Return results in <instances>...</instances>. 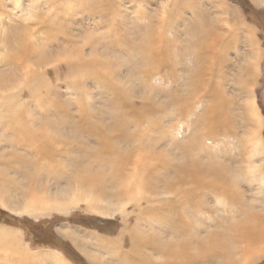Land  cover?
<instances>
[{"label":"rangeland","instance_id":"rangeland-1","mask_svg":"<svg viewBox=\"0 0 264 264\" xmlns=\"http://www.w3.org/2000/svg\"><path fill=\"white\" fill-rule=\"evenodd\" d=\"M81 2L0 0V70L6 73L0 74V158L8 157L11 141L24 138L27 131L43 129L57 139L55 151L47 156L40 151L23 156L47 160L36 171L22 161L14 162L18 173L0 165V229L20 243L19 253H0V264H56L54 258L64 264H121L130 255L150 258L151 264H221L222 257L225 264H264V0H113L112 7L94 12V3ZM227 28L224 44L216 41ZM20 43L28 51L17 48ZM208 46L217 53L209 54ZM8 55L18 61V68L6 66ZM83 61L89 67L81 66ZM32 67L37 72L35 98ZM119 92L127 103L116 105ZM213 105L220 107V117ZM79 120L89 126L71 131L70 125ZM112 121L129 123L132 139L121 142L119 149L130 160L135 153L143 158L153 153L175 164L187 158L224 171L216 182L228 187L230 196L218 191L212 196L206 191L210 187L203 188L199 201L204 209L193 220L186 217L185 223L208 245L205 231L235 236L245 224L262 222L252 248L248 251L245 240L233 239L228 256L223 248L207 246L200 253L203 249L190 245L173 254L169 248L166 257L150 249L134 251L131 237L151 223L145 220V205L155 207L171 199L162 183L176 175L162 174L169 177L153 182L151 178L163 172L160 167L143 176L125 170L122 183L131 194L127 200L112 197L117 188L113 179L119 176L109 168L101 167L102 174L94 166L87 172L74 169L79 157L84 166L100 163L96 133L102 129L112 134L107 128ZM156 157L150 161L159 163ZM26 171L36 178L21 173ZM101 176L109 180L104 196L91 182ZM148 177L150 183L143 185L140 181ZM186 208L180 207L189 211ZM156 224L151 227L163 226ZM166 238L173 242V237ZM110 246L113 251L105 252Z\"/></svg>","mask_w":264,"mask_h":264},{"label":"bare ground","instance_id":"bare-ground-1","mask_svg":"<svg viewBox=\"0 0 264 264\" xmlns=\"http://www.w3.org/2000/svg\"><path fill=\"white\" fill-rule=\"evenodd\" d=\"M112 1L113 0H106V3H105L106 5L105 4L102 5V4H98V3H100V0H82L81 4H83V2H84V4L94 3L95 8H91V12H94L96 9L98 11H100L102 9H106V7L107 8L112 7V6H110V5H112ZM91 7H93V6H91ZM54 20H55V18L53 19V21ZM200 24H202V23H200ZM200 26L202 27V25H200ZM201 27H199V28H201ZM212 27L213 26H211V28ZM201 29H203V28H201ZM206 29L208 30L209 28H206ZM224 30H227L226 34H220L219 37H216V39H215L216 41L220 40V42H222V39L224 40L226 38L225 36L228 34V28L224 29ZM229 30H231V29H229ZM214 31H216V29H214ZM16 38L17 37L14 36L11 38V40H14ZM7 40H4V42L8 43ZM20 46L22 47L21 48L22 50L23 49L27 50V48H25L23 43L22 44L20 43L17 46V48ZM221 46L223 47V45H221ZM17 48H16V53H17ZM208 49H209L208 53L211 55L217 53L215 49H211V47H209V46H208ZM10 51H8V52H10ZM30 51H33L32 53H34L36 51V48H34L33 50L30 49ZM221 51H222V48H221ZM20 52H22V51H20ZM155 52L159 53L158 51H155ZM25 53H24V55H25ZM152 53H153V51L152 52L150 51L148 54H152ZM12 54H14V53H12ZM12 56H9L10 58L5 61L6 66L11 68V70L19 67L18 61L14 60V57H12ZM20 56H21V54H20ZM1 60H4V59H1ZM23 60L22 59L20 60L21 64H23L22 63ZM41 60L44 61L43 59H41ZM3 63H4V61H3ZM70 65L71 66H69V69L71 71L75 72V70H76L75 65L74 64H70ZM80 65L83 67H89V65L86 61L81 62ZM25 70L29 71V69H25ZM1 71H3V70H0V72ZM8 71H9V69H8ZM14 71L16 72V70H14ZM21 72H24L23 69ZM31 72H32L31 79H30V83H31L30 86L32 87L31 93H32V96H34V98H35L37 93L34 91V89L38 88L37 83H36L37 82V72L35 71L34 68L31 70ZM4 73L1 72L0 74L4 75ZM1 79H4L3 76L1 77ZM118 96L119 97H118V101L116 102V105H123V104L127 103V102H125V101H127L126 100L127 98L125 96H123L120 92L118 93ZM128 106H130V105H128ZM213 106L215 107V105H213ZM215 108L217 109V114L220 117V114H221L220 107L218 105H216ZM133 109H132V111H133ZM191 110H192L191 108L188 109V111L192 114ZM117 114H119V113H117ZM117 114H116V116H118ZM115 122L112 121V124H110V126L107 127L108 130H110L112 134L104 133L102 131V129H98V128H100V125L99 124L96 125V128L98 129V132L96 133V135L98 137H97V139H95L97 141V143L95 145V152L97 153V155L100 156L99 158L103 159L102 162H101V159L99 160L100 163L96 162L97 160L95 161L96 163L94 161H88L86 166H84V164L81 162L82 157H79L80 161L72 163V167H74V169H76L78 171H84V170H86L87 167L91 168L94 166L96 168L98 167V170H96V171H98L97 174L98 173L102 174L103 171L101 170V167L109 168L110 172H112V175H113V173H116L119 176L118 181L116 178L113 179V184L115 185V188L116 187L117 188L114 191L115 195L113 193L111 194L112 197H116V196L127 197V200L131 199L130 198L131 194L130 193L128 194L127 185L122 183L123 179L125 177V174L127 172L125 170H128L129 172L131 170V171H133L132 172L133 174L138 176V174L142 175L141 173H147L148 171H154V168L156 166L160 167L163 172L158 176L152 177L151 179L153 182L155 181V179L156 180L159 179V181L162 182L163 180H165L166 178L169 177L168 175H164V176L160 177L162 174H171V175L175 174L176 175V177L167 179L166 181H164L162 183L163 184L162 188L167 189V191L171 192L170 193L172 195L171 199L161 200L160 202H157L155 204V207H149V206L145 205V207H144L145 211L144 212L148 213L147 218L145 220H148V218H149V219H151V223H150L149 229L147 228V230H146L147 233H145L146 231L145 232L136 231V233H134V235L131 237L132 238V243H131L132 249L134 251H138V250H140V248H144V249H150L154 253H158L161 255H165V254L168 255V253H170V251L168 250L169 248L172 249L171 251L173 254V253H177V251H175L174 249L178 250V249L184 248V250H185L190 245V246H193V248L197 247L198 250L203 249L200 253L205 252L207 246L210 248H213L215 250L223 248L226 251L225 256H228L229 251H230L229 248L231 247V243L229 240H233V239L236 241H241L243 244H244V240H245L248 243L246 246V249L248 251H249V249L252 248L251 243H252V240L254 239V237L256 236V233H258V231L262 232V226H261L262 222L261 221H260L261 223H256V224H249V223L245 224L243 232H241L240 234H237L235 236H232L231 234H229L227 232L216 231L215 229L205 231L206 235L204 237H207L208 240H210L208 245L201 244L202 242H204V239L198 237L199 236L198 234L200 232H197L195 228H194L195 229L194 230L192 225H190L189 223H188V225H186V223H185L186 217L189 216V218L191 220H193L194 218L198 217L199 213L204 209L203 205L199 201L200 200L199 196H200L201 192H203V188L205 189V188L210 187L209 190H206V191H209L208 193H210L212 196L215 192L218 191V193H220L221 196H223L224 198L228 197L229 193H231V190L228 187L223 186L221 184H220V187H221L220 188L219 183L216 182V178L218 176H225L224 171L221 172V169L218 170V168H216L215 170L212 168H206L205 164H202V167H201V164L195 162L194 160H190L187 158H182L183 161L181 163L178 162L175 164L169 160V157L167 158L164 155H162L164 158L158 157V156L156 157V155L153 153H147L148 156L146 155L147 156L146 158H143L142 154H140V153H135V155H132V159L130 160V158H128L127 156H124L125 154H122L123 152H121L119 149L121 146L120 145L121 142H123V141L127 142L130 138L132 139V135L129 133L130 131L128 132L126 129V127L129 123H124V122H120V121L116 122V123ZM126 122H128V121H126ZM88 126L89 125L87 123L80 122V120L76 121L74 124L70 125L71 131H83V129H86ZM135 128H136V126H135ZM43 132H45V130H43V129L41 131L38 130L37 132L36 131H27L26 133L28 135H26L24 138H21V139L17 138V139L12 140L11 142H13V144H12V146H10L11 150H10L9 156L6 158H3V157L0 158V165H2L4 168L7 167V170H13V171H16L18 173V169L15 167L14 162L18 163V162L22 161L26 165L27 164L30 165L31 171L32 170L36 171L38 169V167L43 165L42 161L44 163L47 160L41 159V161H39L41 157H37L36 159L33 158L32 160L31 159L28 160L27 158H23V156L28 155V154H32L35 152L37 153L39 151L46 153V156H47V152H50L52 149H53V151H55L54 150V147H55L54 144L57 142L56 138H53L50 135L44 134ZM79 133H81V132H79ZM133 135H135V134H133ZM26 140H28V141H26ZM42 143H45L46 145H43ZM71 147H72V145H71ZM131 149H132V147H131ZM129 150L130 149H128L127 152H129V154L130 153L132 154L133 149L131 150V152ZM135 150H136V147H135ZM19 151H21V152H19ZM17 152H19V153H17ZM2 153H6V152L2 151ZM85 153H86L85 150H83V151L79 150V155H85ZM116 154H117V158L114 157L115 159H110L112 157L111 155L116 156ZM37 155H39V154H37ZM4 157H5V155H4ZM30 157H32V156L30 155ZM35 157H36V155H35ZM106 157H108V158H106ZM126 157L128 159H126ZM153 157H156V158L161 159V160H155V161H159V163H152L150 161V159ZM143 159H145L146 162L143 161ZM155 161H153V162H155ZM173 161H174V159H173ZM150 163H152V164H150ZM81 168L83 170H80ZM151 168L153 170H151ZM201 169H206V171L201 170ZM49 170H51V169H49ZM86 172H87V170H86ZM21 173H24V176H27V177L31 176V175H29L28 171L21 172ZM31 173H33V172H31ZM152 173H150L149 176H151ZM2 178H3L2 174L0 173V181L2 180ZM35 178L36 177L31 176V179H35ZM52 179H53L54 183H59V180L57 178L53 177ZM2 182H3V180H2ZM91 182L96 185V189L98 188L99 194L107 195L106 194L107 192H104V191H105L106 187H108V185H109L108 178H103V176H101V179L99 181L92 179ZM140 182L143 183V185H144V183L149 184L150 183L149 177L147 179L140 181ZM92 183L90 185H92ZM229 183H231V182L229 181ZM127 184H128V181H127ZM144 187L147 188V186H144ZM23 194H25V193L23 192ZM141 199H142V197L139 200H141ZM136 202H138V201H136ZM181 205H183V207L189 208V211H181V209H180ZM59 207L61 208V206H59ZM109 207H110V205H109ZM165 216L169 217L168 218L169 220L167 222H164ZM201 217H202V215H201ZM213 217H214V215H213ZM217 219H219V218H217ZM159 221L163 225L160 227L161 229L157 226H156L157 229H154L151 227L152 224L158 225L156 223ZM145 223L147 224L148 222H145ZM218 226H219V223H218ZM263 228H264V226H263ZM143 237H146V238H143ZM166 237H168V238L173 237L172 238L173 242L165 241V240H167ZM13 238L14 237L11 236L10 233L6 232L5 230L0 229V253H4L8 257H10V255L6 254V253H12V254L19 253L18 251H20V248H19L20 243L18 241H16V239H13ZM106 245H108V242L106 243ZM8 247L11 249L8 250L9 249ZM107 247H105L106 248L105 252H108V251L112 252L113 251L111 246L108 248L109 250L107 249ZM117 248H119L118 245H117ZM241 248L243 249L244 247H241ZM188 252L189 251L186 250V253H188ZM18 255H20V254H18ZM24 255H26V254H24ZM133 255H136V254H133ZM167 255H165V257ZM130 256L127 259L123 260L121 262V264L122 263L128 264L131 261H133L136 264H151L149 262L150 258L148 260L147 259H136V258H130ZM0 257H2V256H0ZM26 257H24V258H26L27 261L28 260L30 261V259L32 258L31 256L30 257L26 256ZM32 261H35V260L33 259ZM54 261H56V264H64V263H61L62 261L60 262L56 258H54ZM13 262H15V260ZM18 262H16V263H18ZM25 262H26V260H25ZM186 262L191 263L189 260H185V261L179 260L176 262H168L167 260L166 261L164 260V261H161L158 263L159 264H186ZM225 262H226V260L222 257L221 264H225ZM0 263H2V262H0ZM194 263L198 264L196 262H194Z\"/></svg>","mask_w":264,"mask_h":264}]
</instances>
